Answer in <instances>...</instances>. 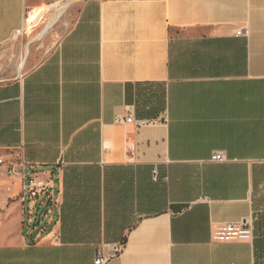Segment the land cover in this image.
Segmentation results:
<instances>
[{
    "label": "crops",
    "instance_id": "1",
    "mask_svg": "<svg viewBox=\"0 0 264 264\" xmlns=\"http://www.w3.org/2000/svg\"><path fill=\"white\" fill-rule=\"evenodd\" d=\"M79 1L0 0V158L52 178L59 202L28 236L10 178L0 264L264 263V0ZM152 85L163 125L120 124ZM246 220L252 240H215Z\"/></svg>",
    "mask_w": 264,
    "mask_h": 264
},
{
    "label": "built area",
    "instance_id": "2",
    "mask_svg": "<svg viewBox=\"0 0 264 264\" xmlns=\"http://www.w3.org/2000/svg\"><path fill=\"white\" fill-rule=\"evenodd\" d=\"M118 122L120 124H132L136 129L163 125L160 119H138L134 112H130L126 118H119ZM212 159L215 162H222L225 160L224 154L221 152L214 154ZM0 167L6 168L8 176L20 180L21 199L25 211L23 225L26 229V235L32 236L35 232L40 236L47 234L49 227L59 211V202L56 198L53 179L50 177L42 178L48 176H41L37 173L29 175V165L24 161L9 162L0 158ZM253 237V224L247 220L239 225L229 224L224 226L215 233V240L220 242L252 240ZM109 259V257L105 256L103 251H99L95 264H106Z\"/></svg>",
    "mask_w": 264,
    "mask_h": 264
},
{
    "label": "rangeland",
    "instance_id": "3",
    "mask_svg": "<svg viewBox=\"0 0 264 264\" xmlns=\"http://www.w3.org/2000/svg\"><path fill=\"white\" fill-rule=\"evenodd\" d=\"M80 1H82V0H80ZM80 1H79V3H81ZM72 8L70 10L66 11V13L63 15V17L60 19V20H62L63 18L65 19V25L62 26L63 28H67V25H69L70 23L73 22V19H74L73 12L75 10ZM56 12H57V10L55 11V13ZM34 18L36 19L35 24H31L30 27H33L36 24H38V22H40L43 19V16H42V14L35 13V15L33 17H31V20ZM33 41H34V38L32 36H24V35L21 36L20 35L12 41V45H14L15 49L18 51L28 50V53L30 54V43ZM143 90L146 91L147 95H153V93H155L157 95H161L162 92L164 91V88L162 86H148V87H144ZM155 119L156 120L160 119L162 121L163 116H160V117L155 118ZM4 168L5 167H0V234L3 235L4 237H6V236H8V233L14 232L15 229L17 228V226H16V216L14 215V212L11 209L13 203L15 202V197L12 195V191H11V189H12V183L10 180L11 177L8 176V174L6 173L5 170H3ZM28 174L30 175L31 172L28 171ZM42 178H49V176L48 177H42ZM19 182H20V180H19ZM5 220H7V221H5Z\"/></svg>",
    "mask_w": 264,
    "mask_h": 264
},
{
    "label": "trees",
    "instance_id": "4",
    "mask_svg": "<svg viewBox=\"0 0 264 264\" xmlns=\"http://www.w3.org/2000/svg\"><path fill=\"white\" fill-rule=\"evenodd\" d=\"M152 100H154V102ZM139 101L140 104L137 105L138 119L152 120L158 118L166 109L165 91H163L161 95H144L140 97ZM257 264H260L259 260Z\"/></svg>",
    "mask_w": 264,
    "mask_h": 264
},
{
    "label": "bare ground",
    "instance_id": "5",
    "mask_svg": "<svg viewBox=\"0 0 264 264\" xmlns=\"http://www.w3.org/2000/svg\"><path fill=\"white\" fill-rule=\"evenodd\" d=\"M68 4H70V3H67V4H65V5H63V6H61L59 9H58V11H57V13H56V15H55V17H54V19H53V21L52 22H56L57 21V19L59 18V17H61L62 16V14L64 13V11L68 8ZM53 15V16H54ZM49 24V23H48ZM48 27V26H47ZM44 31H45V29H44ZM43 31V32H44ZM26 56H28V51H26V53H25V55H24V57H23V62H24V60L26 59Z\"/></svg>",
    "mask_w": 264,
    "mask_h": 264
}]
</instances>
